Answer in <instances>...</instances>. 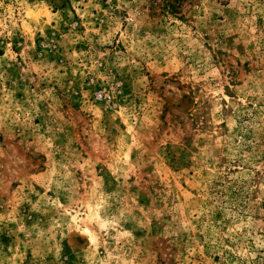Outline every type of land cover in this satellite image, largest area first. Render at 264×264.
<instances>
[{
    "label": "rangeland",
    "instance_id": "1",
    "mask_svg": "<svg viewBox=\"0 0 264 264\" xmlns=\"http://www.w3.org/2000/svg\"><path fill=\"white\" fill-rule=\"evenodd\" d=\"M0 264H264V0H0Z\"/></svg>",
    "mask_w": 264,
    "mask_h": 264
},
{
    "label": "built area",
    "instance_id": "2",
    "mask_svg": "<svg viewBox=\"0 0 264 264\" xmlns=\"http://www.w3.org/2000/svg\"><path fill=\"white\" fill-rule=\"evenodd\" d=\"M97 98H101V99H103V95H102V94L97 95Z\"/></svg>",
    "mask_w": 264,
    "mask_h": 264
},
{
    "label": "trees",
    "instance_id": "3",
    "mask_svg": "<svg viewBox=\"0 0 264 264\" xmlns=\"http://www.w3.org/2000/svg\"><path fill=\"white\" fill-rule=\"evenodd\" d=\"M168 8H173V7H172V5H169V6H168ZM170 12H172V9H171V11H170Z\"/></svg>",
    "mask_w": 264,
    "mask_h": 264
}]
</instances>
